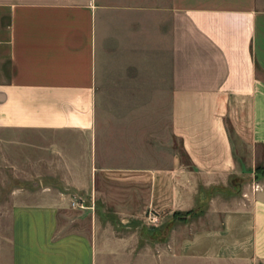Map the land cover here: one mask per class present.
Listing matches in <instances>:
<instances>
[{"label": "crops", "instance_id": "0c3cea01", "mask_svg": "<svg viewBox=\"0 0 264 264\" xmlns=\"http://www.w3.org/2000/svg\"><path fill=\"white\" fill-rule=\"evenodd\" d=\"M107 95L170 101L184 169L122 166ZM0 145L64 185L12 191L0 264H185L204 239L217 248L196 259L264 264V0H0ZM156 182L157 206L192 213L143 221ZM69 209L83 219L63 223Z\"/></svg>", "mask_w": 264, "mask_h": 264}, {"label": "rangeland", "instance_id": "374dc122", "mask_svg": "<svg viewBox=\"0 0 264 264\" xmlns=\"http://www.w3.org/2000/svg\"><path fill=\"white\" fill-rule=\"evenodd\" d=\"M104 97L106 99V95ZM109 98L114 99L110 100ZM115 98L116 96L107 95V100L100 104L101 109L106 114V121L108 124L116 125L120 120H123L124 125L128 127L129 132L127 134H123L125 131L121 132L120 129L118 130L114 128L108 131L109 134H112L109 136L110 138L114 136L113 138L118 139V144L120 145L117 151H122V166L129 167L130 160H138V167L140 169L148 166L149 168L154 169L156 175L159 173L162 174L163 169L165 170L167 168H171L172 170L176 168L177 170H181V168L184 169V167H181V162H185L186 157L182 151L180 140L173 134L171 129L170 101H121ZM101 112L102 111L99 110V122L102 120ZM131 112L136 115L133 120L130 118ZM99 132H102L101 127H99ZM257 153L259 152L257 151ZM109 154L110 153L107 151L104 159L107 158V160L111 162V160L113 161L116 157H111ZM23 156V159L18 161V154H16V152H11L10 157H7L6 159L3 157V153L0 150V208L2 206L10 205V196L15 189L43 188L50 184L56 188L64 186L60 180V176L62 175L58 173V176L55 177L54 174L49 171L50 168L46 165V162H43L45 158L39 157V159H32L25 155ZM258 159H260V157H258ZM258 167L259 169H255V172L262 176L264 174V166L260 165ZM55 168V172L56 170L60 172V167L58 165L55 166ZM262 177L264 178V176ZM179 184L178 181L171 182L172 190L178 188ZM187 184L189 185L188 182ZM113 187L115 189L117 188L119 191H122V189H130V187L123 184H117ZM147 188L148 187L145 186V184L137 188V190L144 191L138 193L140 195V200L141 197L145 196ZM254 188H258V185L251 186V189ZM155 191L156 204H154V207L145 205L146 207L143 208L144 212L142 213L143 221L152 226L156 224L160 225L164 222L174 225L178 221L183 220V214L176 217L171 212L172 208H167V204L157 206L162 203V182H159V184L156 182ZM69 211L71 213L67 215L68 217L62 218L63 223L69 222L74 224V221L83 219L82 215H80L82 211L71 209H69ZM181 216H183V219ZM193 222L194 220H192L190 224L182 226V230L185 228L187 234H192L193 230L191 229V225ZM8 223L9 215L7 213L3 214L0 210V224L6 225ZM70 228L72 229V227ZM179 231V226H176L174 234L176 235L174 236L176 239L179 235ZM158 233H163V231L159 230L156 235H159ZM200 245L201 246L196 247L193 242L187 243L185 251L187 255L193 254V258L187 257L185 264H225V262L220 261L219 259L218 262H216L194 258V254L200 253L203 254V256H206L207 254L210 255L212 251L217 248L212 245L209 239H204ZM160 246L161 248H158V245L155 251L161 252L160 255H164L165 251L163 246ZM154 264L164 263H158V261H155ZM165 264H179V261L176 258H172L171 261H165Z\"/></svg>", "mask_w": 264, "mask_h": 264}, {"label": "trees", "instance_id": "16d2710c", "mask_svg": "<svg viewBox=\"0 0 264 264\" xmlns=\"http://www.w3.org/2000/svg\"><path fill=\"white\" fill-rule=\"evenodd\" d=\"M258 169H259V167L256 168V170H258ZM258 175H259V174H258ZM258 175H256V176H258ZM262 176H264V174H263ZM191 213H192L191 211H187V212H185V213L176 212L174 215L177 217L178 215L183 214V216H184V218H185L186 216L190 215ZM183 216H181L182 219H183Z\"/></svg>", "mask_w": 264, "mask_h": 264}]
</instances>
